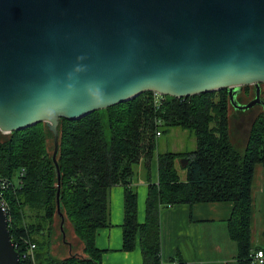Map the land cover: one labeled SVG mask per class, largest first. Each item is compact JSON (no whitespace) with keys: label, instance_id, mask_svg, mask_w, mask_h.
<instances>
[{"label":"trees","instance_id":"16d2710c","mask_svg":"<svg viewBox=\"0 0 264 264\" xmlns=\"http://www.w3.org/2000/svg\"><path fill=\"white\" fill-rule=\"evenodd\" d=\"M252 92V94H251ZM244 85L236 99L254 95ZM264 95V84H260ZM260 93V94H261ZM261 94V96H262ZM152 91L127 101L95 110L77 120L60 118L57 126L60 170L59 201L66 224L82 243L80 254L67 252L57 258L51 240L58 219L57 175L51 155L53 134L45 122L1 134L0 176L12 184L5 190L8 229L21 254L22 239L36 245L35 264H103L95 246L96 230L108 225V193L114 185L123 188L122 249L139 247L142 264H161L159 211L163 206L201 202H232L228 232L238 249L237 264H252L250 245L251 183L254 166L264 169V107L251 121L246 140L233 139L227 89L172 97L163 95L156 108ZM263 97V96H262ZM255 106V105H253ZM252 106V107H253ZM187 130L194 140L189 151L155 153L156 131ZM156 154L157 183L150 182V162ZM186 159L184 166L180 160ZM185 171L177 172V162ZM146 173L145 219L137 220L138 167ZM64 244L69 245L67 240ZM257 250V249H256ZM255 250V251H256ZM18 264H29L22 259ZM178 264H185L182 259ZM260 264V263H259ZM261 264H264L261 263Z\"/></svg>","mask_w":264,"mask_h":264},{"label":"water","instance_id":"95a60500","mask_svg":"<svg viewBox=\"0 0 264 264\" xmlns=\"http://www.w3.org/2000/svg\"><path fill=\"white\" fill-rule=\"evenodd\" d=\"M264 0H0V131L45 122L57 175L59 119L152 91L186 97L227 89L259 103ZM244 85L255 97L236 99ZM184 166L186 159L180 160ZM0 203V264H18Z\"/></svg>","mask_w":264,"mask_h":264},{"label":"crops","instance_id":"0c3cea01","mask_svg":"<svg viewBox=\"0 0 264 264\" xmlns=\"http://www.w3.org/2000/svg\"><path fill=\"white\" fill-rule=\"evenodd\" d=\"M140 168L139 166L134 182L137 192V220L142 223L145 219L147 180L146 173ZM150 182L157 183L156 154L150 162ZM232 206L230 201H220L161 207L159 211L161 264H178L179 259L185 264H237V245L228 232ZM107 221L108 225L98 228L95 235V246L101 250V262L142 264L138 246L130 251L122 249L121 185H114L109 190ZM74 237L77 239L75 235ZM250 245L252 252L256 249L264 252V169L261 164L254 166L251 183ZM68 251L72 252L70 241L67 245ZM72 253L80 254L77 251Z\"/></svg>","mask_w":264,"mask_h":264},{"label":"rangeland","instance_id":"374dc122","mask_svg":"<svg viewBox=\"0 0 264 264\" xmlns=\"http://www.w3.org/2000/svg\"><path fill=\"white\" fill-rule=\"evenodd\" d=\"M264 84V83H263ZM250 86V91H253V85ZM252 94V92H251ZM248 96L240 97L241 102H246L248 100ZM231 111V127H232V136L234 141L239 144H243L246 140L247 131L250 127V123L253 118L260 112L263 111L262 108L258 105L251 107L250 109L240 112L236 111L233 108H230ZM6 134V133H1ZM194 149V140L191 136H189L187 130H180L179 128H169L168 132L163 133L157 139V146L155 153L157 152H165V151H189ZM177 172L181 179L185 177V171L182 167H180L179 161L177 162ZM136 190V183L133 185ZM53 226L55 228L53 238L51 240V253L57 258L65 257L67 254V245L64 244L67 240L72 243V252L77 251L81 253L82 243L77 241L74 237L73 231L70 225L66 224V241L65 237L62 236L60 240V234L58 231V219L57 217L54 219ZM65 234V232H64Z\"/></svg>","mask_w":264,"mask_h":264},{"label":"built area","instance_id":"2783aa9c","mask_svg":"<svg viewBox=\"0 0 264 264\" xmlns=\"http://www.w3.org/2000/svg\"><path fill=\"white\" fill-rule=\"evenodd\" d=\"M162 97L163 95L153 92L152 101L156 108L161 105L163 99ZM160 134V131H156L155 133L156 136H159ZM11 184L12 182L8 178L0 176V203L5 211L8 209V204L4 193ZM21 242L23 244V249L21 254H19V261L22 259L23 262L35 264V243L28 236L24 237ZM251 257L253 262L260 264L264 262V252L261 249H257L256 251L252 252Z\"/></svg>","mask_w":264,"mask_h":264},{"label":"flooded vegetation","instance_id":"af4514ba","mask_svg":"<svg viewBox=\"0 0 264 264\" xmlns=\"http://www.w3.org/2000/svg\"><path fill=\"white\" fill-rule=\"evenodd\" d=\"M253 87H254V86H253ZM260 93H261V92H260ZM261 94H262V93H261ZM261 94H260V99H261L262 101H264V95L262 94V96H263V97H262ZM249 97H250V98H249L250 100L253 99V98L255 97V92H254V95H253V96L250 95ZM250 100H248V101H250ZM254 105H260V106H262V105L259 104V103H256V104H254Z\"/></svg>","mask_w":264,"mask_h":264}]
</instances>
